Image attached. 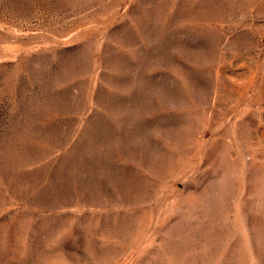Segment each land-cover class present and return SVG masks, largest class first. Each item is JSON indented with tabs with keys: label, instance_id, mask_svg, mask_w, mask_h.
I'll list each match as a JSON object with an SVG mask.
<instances>
[{
	"label": "rangeland",
	"instance_id": "374dc122",
	"mask_svg": "<svg viewBox=\"0 0 264 264\" xmlns=\"http://www.w3.org/2000/svg\"><path fill=\"white\" fill-rule=\"evenodd\" d=\"M0 264H264V0H0Z\"/></svg>",
	"mask_w": 264,
	"mask_h": 264
}]
</instances>
